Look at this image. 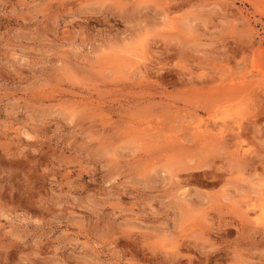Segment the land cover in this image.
I'll return each instance as SVG.
<instances>
[{"label":"rangeland","instance_id":"1","mask_svg":"<svg viewBox=\"0 0 264 264\" xmlns=\"http://www.w3.org/2000/svg\"><path fill=\"white\" fill-rule=\"evenodd\" d=\"M0 264H264V0H0Z\"/></svg>","mask_w":264,"mask_h":264},{"label":"bare ground","instance_id":"2","mask_svg":"<svg viewBox=\"0 0 264 264\" xmlns=\"http://www.w3.org/2000/svg\"><path fill=\"white\" fill-rule=\"evenodd\" d=\"M244 163V162H243ZM213 179V178H212Z\"/></svg>","mask_w":264,"mask_h":264}]
</instances>
